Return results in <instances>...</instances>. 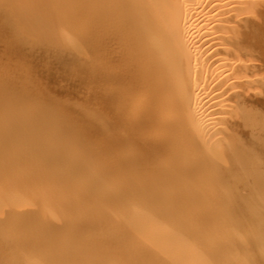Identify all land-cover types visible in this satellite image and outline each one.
Listing matches in <instances>:
<instances>
[{
    "label": "bare ground",
    "instance_id": "obj_1",
    "mask_svg": "<svg viewBox=\"0 0 264 264\" xmlns=\"http://www.w3.org/2000/svg\"><path fill=\"white\" fill-rule=\"evenodd\" d=\"M0 264H264V0H0Z\"/></svg>",
    "mask_w": 264,
    "mask_h": 264
},
{
    "label": "rangeland",
    "instance_id": "obj_2",
    "mask_svg": "<svg viewBox=\"0 0 264 264\" xmlns=\"http://www.w3.org/2000/svg\"><path fill=\"white\" fill-rule=\"evenodd\" d=\"M2 29H3V27H2Z\"/></svg>",
    "mask_w": 264,
    "mask_h": 264
}]
</instances>
